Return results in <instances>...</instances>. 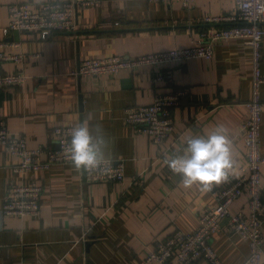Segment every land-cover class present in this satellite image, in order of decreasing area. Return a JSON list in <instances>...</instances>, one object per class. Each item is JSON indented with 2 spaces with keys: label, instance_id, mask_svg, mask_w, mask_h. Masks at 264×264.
Returning a JSON list of instances; mask_svg holds the SVG:
<instances>
[{
  "label": "crops",
  "instance_id": "obj_1",
  "mask_svg": "<svg viewBox=\"0 0 264 264\" xmlns=\"http://www.w3.org/2000/svg\"><path fill=\"white\" fill-rule=\"evenodd\" d=\"M48 1L65 0H0V44L7 53L25 56L19 63L0 60V72L18 70L27 76L22 84L0 87V118L10 132L26 137L28 147L52 150L57 148L54 126L86 122L93 137L102 138V157L123 162L125 179L90 182L85 168L73 163L16 172L17 158L0 147V264H136L175 229L195 230L198 215L216 203L218 190L243 160L240 126L252 94L251 48L242 38H230L215 44L210 59L144 65L113 77L77 76L73 71L83 59L191 46L201 31L229 25L205 22L204 17L230 14L234 0H193L188 7L179 1L100 0L78 10L75 32L43 37L7 29L10 4ZM261 69L264 74V40ZM162 73L164 78L157 79ZM174 88H187L188 93L171 108L173 138L154 144L123 121L126 107L149 104L155 94ZM261 96L264 155V86ZM219 124L232 141L233 168L208 189L185 186L167 160L183 153L189 137L205 135ZM26 178L42 186L39 215H4L5 188ZM261 181L264 199V163ZM246 198L242 194L232 206L246 210ZM211 244L223 264H245L248 244L238 234L221 230Z\"/></svg>",
  "mask_w": 264,
  "mask_h": 264
},
{
  "label": "built area",
  "instance_id": "obj_2",
  "mask_svg": "<svg viewBox=\"0 0 264 264\" xmlns=\"http://www.w3.org/2000/svg\"><path fill=\"white\" fill-rule=\"evenodd\" d=\"M100 0H65L62 2L12 3L8 6L9 31L34 32L43 37L53 32H75L78 29L77 12L80 8L96 6ZM179 1L189 6L193 0ZM205 22H229V25L207 28L191 46L149 52L134 56L112 55L83 59L73 71L77 76L97 79L113 77L122 70H134L140 66L152 67L169 64L182 65L190 59H210L214 46L230 38H242L251 48L252 94L246 102L248 115L241 123L240 131L245 145L244 157L237 171L223 184L216 195V203L198 215L195 230L185 232L175 229L164 239L154 244L136 264H223L214 250L212 236L221 230L238 234L248 244L245 264H263L264 255V199L261 168L264 155L260 150V128L263 113L261 89L264 86L262 73V44L264 40V0H234V11L225 16L207 15ZM5 45V44H4ZM0 44V60L22 62L21 53H7ZM27 76L21 71L0 72V87H9L25 82ZM164 78L158 75L157 79ZM188 93L187 88H174L170 92L157 93L149 104L128 106L124 109L123 121L138 132L149 137L157 145L174 137L175 127L171 108L180 104ZM72 123L52 128L56 149L44 146L30 148L24 135L13 134L0 118V147L17 158L13 170L20 173L46 170L52 164L73 163L67 154ZM164 153V151H163ZM90 182H123V162L102 157L96 167L85 168ZM42 186L35 179H24L10 184L4 190L2 213L25 219L39 215ZM246 194V210L234 208L232 203ZM226 219V226L221 221Z\"/></svg>",
  "mask_w": 264,
  "mask_h": 264
},
{
  "label": "clouds",
  "instance_id": "obj_3",
  "mask_svg": "<svg viewBox=\"0 0 264 264\" xmlns=\"http://www.w3.org/2000/svg\"><path fill=\"white\" fill-rule=\"evenodd\" d=\"M67 148L68 158L77 168L99 165L103 153L102 138L93 137L86 122L70 130ZM168 167L181 174L185 186L208 189L213 183L226 179L233 168L232 141L224 125H217L205 135L191 136L181 155L167 160Z\"/></svg>",
  "mask_w": 264,
  "mask_h": 264
},
{
  "label": "water",
  "instance_id": "obj_4",
  "mask_svg": "<svg viewBox=\"0 0 264 264\" xmlns=\"http://www.w3.org/2000/svg\"><path fill=\"white\" fill-rule=\"evenodd\" d=\"M15 32H18V31H15Z\"/></svg>",
  "mask_w": 264,
  "mask_h": 264
},
{
  "label": "trees",
  "instance_id": "obj_5",
  "mask_svg": "<svg viewBox=\"0 0 264 264\" xmlns=\"http://www.w3.org/2000/svg\"><path fill=\"white\" fill-rule=\"evenodd\" d=\"M264 27V26H263Z\"/></svg>",
  "mask_w": 264,
  "mask_h": 264
}]
</instances>
